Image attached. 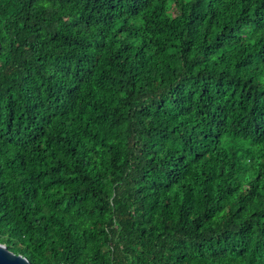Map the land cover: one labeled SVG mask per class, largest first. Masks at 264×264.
I'll return each mask as SVG.
<instances>
[{
  "label": "trees",
  "instance_id": "1",
  "mask_svg": "<svg viewBox=\"0 0 264 264\" xmlns=\"http://www.w3.org/2000/svg\"><path fill=\"white\" fill-rule=\"evenodd\" d=\"M0 244L30 264H264V0H0Z\"/></svg>",
  "mask_w": 264,
  "mask_h": 264
},
{
  "label": "water",
  "instance_id": "2",
  "mask_svg": "<svg viewBox=\"0 0 264 264\" xmlns=\"http://www.w3.org/2000/svg\"><path fill=\"white\" fill-rule=\"evenodd\" d=\"M1 46V45H0ZM0 264H30L24 257L7 250L0 244Z\"/></svg>",
  "mask_w": 264,
  "mask_h": 264
}]
</instances>
